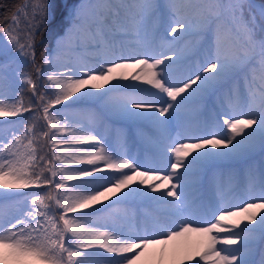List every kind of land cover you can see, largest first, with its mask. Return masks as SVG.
<instances>
[{
	"label": "snow or ice",
	"instance_id": "obj_1",
	"mask_svg": "<svg viewBox=\"0 0 264 264\" xmlns=\"http://www.w3.org/2000/svg\"><path fill=\"white\" fill-rule=\"evenodd\" d=\"M50 8L0 21V264H264V168L228 167L264 156V4L79 0L37 56Z\"/></svg>",
	"mask_w": 264,
	"mask_h": 264
},
{
	"label": "rangeland",
	"instance_id": "obj_2",
	"mask_svg": "<svg viewBox=\"0 0 264 264\" xmlns=\"http://www.w3.org/2000/svg\"><path fill=\"white\" fill-rule=\"evenodd\" d=\"M48 2L51 5L50 16H49L48 21L45 23L44 28L40 30V34H39L38 39L41 40L43 43H42L41 47L38 48V50H37V56H39V51L42 50L44 46H48V47L54 46L57 35L60 34L62 29L65 27L66 19H67V13L69 11H71L72 6L77 4L79 2V0H73V1H69V2L63 1L60 10H57V12L54 11V6L52 5V1L48 0ZM194 40H195V37L190 39V41H193V42H194ZM4 60H5V58L0 56V62H3ZM25 70H27V69H25ZM239 78H240L239 84L241 81H242V83H244L243 77L241 76ZM241 93H242V91H241ZM211 104H212V102L210 101L209 102V108H211ZM25 115L27 116V113ZM11 119H14V118H11ZM141 145H143V144L141 143ZM259 157L260 158H257L256 161H258L259 163H261V165L264 166V156L261 155ZM255 163H257V162H255ZM252 166H255V165H252ZM247 169H248V167L246 169H242V171H243L242 174L244 176L246 174ZM236 170H237V167H236ZM239 170H240V168H239ZM205 192L207 193L209 191L206 190ZM207 195H209V194L207 193ZM262 245L264 246V244L259 243V245L256 247V256L254 257V259H256V260L259 259V253L262 249L260 247H262Z\"/></svg>",
	"mask_w": 264,
	"mask_h": 264
},
{
	"label": "bare ground",
	"instance_id": "obj_3",
	"mask_svg": "<svg viewBox=\"0 0 264 264\" xmlns=\"http://www.w3.org/2000/svg\"><path fill=\"white\" fill-rule=\"evenodd\" d=\"M261 2L262 1H260V0H252V3L254 5H256L257 7H259V5H261ZM65 26H66V24H65ZM192 38L193 37L189 38V40L192 39ZM200 54H202V51H201ZM238 80H240V78H238ZM246 87H247V85L245 84V82L242 83V81H241L240 84H239V88H240V92L242 91V94H244V95H246ZM133 142H139V143H141L136 137L133 140ZM131 149H132L133 152H138L140 154L141 158H143L146 155L147 149H146V146L144 144L141 145V146H137L135 143H132L131 144ZM259 156H261V154L259 152H257L253 156V158L251 159V161H249L247 164H239V165L228 166V167L235 168V170H236V167H237V170H236V172H237V179L241 182V184L243 183V181L245 179V176L242 174V172H243L242 169H246L247 167L251 166L252 168H254L257 171V174H259V171L262 168H264V166L261 165V163H259L258 161H256L257 158H260ZM255 162H257V163H255ZM252 165H255V166H252ZM239 168H240V170H239ZM205 189L207 190V184L205 185ZM208 194L211 195V192L209 191ZM258 245H259V242L257 243V246ZM260 248L264 249V246L262 245V247H260Z\"/></svg>",
	"mask_w": 264,
	"mask_h": 264
},
{
	"label": "trees",
	"instance_id": "obj_4",
	"mask_svg": "<svg viewBox=\"0 0 264 264\" xmlns=\"http://www.w3.org/2000/svg\"><path fill=\"white\" fill-rule=\"evenodd\" d=\"M54 6V11L61 7V0H51ZM264 3V0H260ZM22 0H0V21L4 19L5 16H10L14 10L21 5Z\"/></svg>",
	"mask_w": 264,
	"mask_h": 264
}]
</instances>
